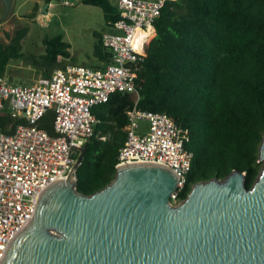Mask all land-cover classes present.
I'll use <instances>...</instances> for the list:
<instances>
[{
	"label": "trees",
	"instance_id": "1",
	"mask_svg": "<svg viewBox=\"0 0 264 264\" xmlns=\"http://www.w3.org/2000/svg\"><path fill=\"white\" fill-rule=\"evenodd\" d=\"M83 3L103 10L107 28L119 19L109 0ZM39 8L36 4L26 19L35 21ZM154 29L137 71V93H114L93 109L100 122L84 145L76 171L77 191L92 195L115 179L119 150L127 139L128 112L137 100L139 110L167 114L188 134L186 147L194 159L182 200L194 184L224 180L233 170L244 172L251 188L263 168L259 158L264 140V0L167 1ZM28 32L23 27L12 37L7 34L9 44L0 43V81L10 61L23 58ZM94 35L98 64L91 67L98 68L110 55L102 46V34ZM43 43L45 53L28 58L42 76L65 68L67 61L76 64L63 36L45 37ZM53 121L49 111L39 125L53 134ZM26 123L0 113V132L13 134Z\"/></svg>",
	"mask_w": 264,
	"mask_h": 264
},
{
	"label": "water",
	"instance_id": "2",
	"mask_svg": "<svg viewBox=\"0 0 264 264\" xmlns=\"http://www.w3.org/2000/svg\"><path fill=\"white\" fill-rule=\"evenodd\" d=\"M0 1L9 13L13 0ZM79 151L69 178L42 192L2 264H264V140L251 188L233 170L194 184L178 206V176L151 163L117 167L110 185L79 193Z\"/></svg>",
	"mask_w": 264,
	"mask_h": 264
},
{
	"label": "built area",
	"instance_id": "3",
	"mask_svg": "<svg viewBox=\"0 0 264 264\" xmlns=\"http://www.w3.org/2000/svg\"><path fill=\"white\" fill-rule=\"evenodd\" d=\"M167 1L178 0H118L119 19L101 38L110 59L99 62L98 68L72 63L31 85L0 81V113L27 122L13 134L0 132V264L33 219L42 192L69 178L79 150L100 122L93 109L114 93H137L139 64ZM137 103L128 112L127 139L117 167L151 163L171 169L179 179L171 204L181 205L194 159L186 147L188 134L167 114L141 111ZM49 111L54 114L53 134L39 125ZM141 122L147 123V133Z\"/></svg>",
	"mask_w": 264,
	"mask_h": 264
},
{
	"label": "rangeland",
	"instance_id": "4",
	"mask_svg": "<svg viewBox=\"0 0 264 264\" xmlns=\"http://www.w3.org/2000/svg\"><path fill=\"white\" fill-rule=\"evenodd\" d=\"M109 1L113 5L118 3V0ZM36 3H39L40 8L35 21L26 19ZM23 27L29 28L23 41V58L10 61L4 79L24 85L34 84L42 76L28 58L45 53V37L63 36L71 46L70 52L76 64L93 66L98 64L94 57L97 41L94 34L107 31L103 10L85 5L83 0H54L51 6H47L45 0H13L9 13H6L5 5L0 1V43L9 44L7 34L12 37L16 30ZM65 63L72 64L71 61ZM140 124L147 133V123Z\"/></svg>",
	"mask_w": 264,
	"mask_h": 264
},
{
	"label": "crops",
	"instance_id": "5",
	"mask_svg": "<svg viewBox=\"0 0 264 264\" xmlns=\"http://www.w3.org/2000/svg\"><path fill=\"white\" fill-rule=\"evenodd\" d=\"M151 1H152V0H151ZM36 4H39V3H36ZM116 5H117V4H116ZM116 5H115V6H116ZM48 13H49V11H48ZM48 13H47V14H48ZM151 33H152V32H151ZM153 34H154V35H153V38H154V36H155V30H154V29H153ZM142 127H144V126H142Z\"/></svg>",
	"mask_w": 264,
	"mask_h": 264
},
{
	"label": "bare ground",
	"instance_id": "6",
	"mask_svg": "<svg viewBox=\"0 0 264 264\" xmlns=\"http://www.w3.org/2000/svg\"><path fill=\"white\" fill-rule=\"evenodd\" d=\"M150 35L153 37V35H154L153 32Z\"/></svg>",
	"mask_w": 264,
	"mask_h": 264
}]
</instances>
